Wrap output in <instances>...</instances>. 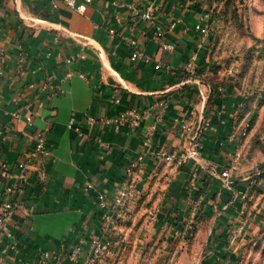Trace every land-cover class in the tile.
<instances>
[{
  "label": "crops",
  "instance_id": "obj_1",
  "mask_svg": "<svg viewBox=\"0 0 264 264\" xmlns=\"http://www.w3.org/2000/svg\"><path fill=\"white\" fill-rule=\"evenodd\" d=\"M205 4L91 0L79 14L63 5L52 9L48 0H0V192L13 188L0 198V212L4 200L14 207L0 229V264H30L41 251L50 254L44 264H83V252L74 262L70 254L76 247L87 250L99 231L103 212L96 194L111 198L142 150L132 197L160 189L159 222L182 218L204 183L213 182L215 195L231 189H222L220 172L238 151L240 135L232 137L238 112L217 93L208 102L209 84L195 72L203 66L204 42L194 26L206 18ZM146 10L151 19L142 17ZM130 38L145 46L149 60H130ZM192 54L196 59L187 67ZM128 108L145 113L133 128L87 120ZM201 121L212 129L202 137L197 162L156 158L161 150H182ZM183 123L190 130L183 131ZM37 135L46 139L45 154L32 153ZM21 161L27 162L24 171L17 167ZM222 229L224 239L223 223ZM228 247L221 241L207 264L231 258Z\"/></svg>",
  "mask_w": 264,
  "mask_h": 264
},
{
  "label": "rangeland",
  "instance_id": "obj_2",
  "mask_svg": "<svg viewBox=\"0 0 264 264\" xmlns=\"http://www.w3.org/2000/svg\"><path fill=\"white\" fill-rule=\"evenodd\" d=\"M204 2L209 34L196 75L233 104L238 124L250 122L234 162L222 170L228 171L231 189L206 203L197 196L171 222L158 221L160 189L130 197L124 212L102 219L92 235L104 243L94 264H207L221 241L234 250L223 264H264V0ZM222 223L225 239L219 235Z\"/></svg>",
  "mask_w": 264,
  "mask_h": 264
},
{
  "label": "built area",
  "instance_id": "obj_3",
  "mask_svg": "<svg viewBox=\"0 0 264 264\" xmlns=\"http://www.w3.org/2000/svg\"><path fill=\"white\" fill-rule=\"evenodd\" d=\"M91 0H48L50 3V6L52 9H57L60 5L65 6L66 8L77 12L79 14H84L85 6L87 3H89ZM142 17L146 19H151L152 14L151 10H146L144 13H142ZM209 21L207 18L201 19L197 24L194 26V30L200 35L201 40L204 42L206 37L209 34ZM173 25V24H172ZM110 35L115 34V30L113 28L108 30ZM128 44L131 50L130 53V60L132 62H138L140 60H149V57L146 52V48L143 44H140L136 39L130 38L128 40ZM161 48L163 50H172L173 46L172 44L161 42L160 44ZM196 55L192 54L187 62V67L192 66V63L195 61ZM161 67V64L158 62L155 64V68L158 69ZM118 102V99L115 100ZM145 113L136 109V108H128L122 112L117 113L113 116H96V117H87V120L90 123L98 122L102 125H114L116 127H119L120 125H127L129 127H135L140 120L144 117ZM74 122V118H71L69 121V126L71 127ZM181 128L183 131L190 130V127L183 123L181 125ZM211 126L209 125L208 121H201L198 123V125L194 129V133L189 139L188 144L180 151H158L155 154L156 158L159 161H163L169 164H177V165H183L189 160H193L197 162L201 158V150H202V137L206 135L209 130H211ZM233 134L232 137L235 136V134H238L240 136H245L250 130V122L244 121L241 122V124H234L232 126ZM77 132L79 130L77 129ZM35 147L33 149V154H45L48 152V148L46 146V139L43 135H37L35 138ZM98 143H103L101 139H97ZM107 149H109L107 147ZM145 151H140L136 158L128 165L125 172V179L123 185L116 191V193L110 198L107 193L105 192H98L96 194L97 204L99 208L103 212V220L109 221L111 219V216L114 214H120L123 211L124 205L127 202V200L132 197L135 193V179H134V170L137 168H140L143 159L145 156ZM27 162L21 161L17 164V167L24 171L26 167ZM4 177H9V171L4 168ZM221 175L224 179V185L228 187V189L231 188L230 181L228 180L229 175L228 171L224 170L221 172ZM91 185L87 186V189L91 188ZM13 188L8 187L4 192H0V198L3 197L4 193L7 194L11 193ZM245 194H242V197H244ZM13 204L9 200H4L1 205V212H0V229L5 225V223L11 218L13 214ZM239 213H243L242 206L240 207ZM242 217V215H241ZM242 219V218H241ZM237 220L240 223H243V220ZM243 226L239 225L238 229L241 231ZM87 250H82L79 247L74 248L71 251L70 254V260L71 262H74L77 260V257L79 253H84V259L83 264H94L95 260L97 259L99 253L104 249V243L102 240H99L98 237H90L87 242ZM50 254L48 251H41L38 255V258L31 262L30 264H44Z\"/></svg>",
  "mask_w": 264,
  "mask_h": 264
},
{
  "label": "trees",
  "instance_id": "obj_4",
  "mask_svg": "<svg viewBox=\"0 0 264 264\" xmlns=\"http://www.w3.org/2000/svg\"><path fill=\"white\" fill-rule=\"evenodd\" d=\"M212 91H213V92H212ZM216 93H217L216 87H215V86H212V88H211V92H210V95H209V97H208V102H210V101L212 100L213 96H214ZM212 190H213V182H211V184L204 183V184H203V187L200 188L199 190H197V191L195 192V195H196V196H202V197H204V196H206L207 194H209L210 192H212ZM214 192H215V191H214ZM214 192H212V195H215ZM224 235H226V236H225L226 238L228 237L227 233L224 234ZM225 237H224V239H225Z\"/></svg>",
  "mask_w": 264,
  "mask_h": 264
}]
</instances>
